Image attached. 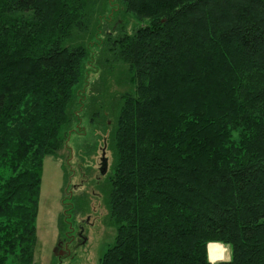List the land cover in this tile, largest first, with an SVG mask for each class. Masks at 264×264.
<instances>
[{
    "label": "trees",
    "instance_id": "trees-1",
    "mask_svg": "<svg viewBox=\"0 0 264 264\" xmlns=\"http://www.w3.org/2000/svg\"><path fill=\"white\" fill-rule=\"evenodd\" d=\"M83 104V158L113 156L99 264H214L211 242L264 264V0H0V264H34L44 158Z\"/></svg>",
    "mask_w": 264,
    "mask_h": 264
},
{
    "label": "rangeland",
    "instance_id": "rangeland-1",
    "mask_svg": "<svg viewBox=\"0 0 264 264\" xmlns=\"http://www.w3.org/2000/svg\"><path fill=\"white\" fill-rule=\"evenodd\" d=\"M93 22L89 24L90 27ZM136 25L132 17L127 18L126 31L133 33ZM108 28L105 27L106 31ZM89 32L93 38L91 44L96 64L104 35L103 31L97 30L96 24ZM88 70H85L86 83L81 88L85 103H88L92 87L99 82L102 72L93 66H88ZM171 80H164L158 89L165 91L178 88L179 79L176 82ZM109 85L111 91L124 89L118 87L113 79ZM151 100L156 101V98ZM163 103L161 101L160 106ZM153 105L157 107L159 103L154 102ZM84 112L83 104L78 113L80 121L75 123L67 144L59 154H48L44 158L34 264H99L117 235L116 227L108 219L109 212L102 188L107 186L113 156L108 149L104 152L103 141L99 140L95 154L83 158V150L93 144L100 132L95 125L84 119ZM105 155L108 162H105L107 168L104 175L102 169ZM64 209L68 218L61 228L60 216ZM223 246L226 250L225 258L212 263L230 260L231 249L228 245Z\"/></svg>",
    "mask_w": 264,
    "mask_h": 264
},
{
    "label": "bare ground",
    "instance_id": "bare-ground-1",
    "mask_svg": "<svg viewBox=\"0 0 264 264\" xmlns=\"http://www.w3.org/2000/svg\"><path fill=\"white\" fill-rule=\"evenodd\" d=\"M225 248L223 246V244L221 243H214L211 242L208 245V254H209V259L211 262H215L218 260H222L223 258H225Z\"/></svg>",
    "mask_w": 264,
    "mask_h": 264
},
{
    "label": "water",
    "instance_id": "water-1",
    "mask_svg": "<svg viewBox=\"0 0 264 264\" xmlns=\"http://www.w3.org/2000/svg\"><path fill=\"white\" fill-rule=\"evenodd\" d=\"M106 161H104V165H103V169H102V173L105 174L106 172V168H107V165L105 163Z\"/></svg>",
    "mask_w": 264,
    "mask_h": 264
},
{
    "label": "flooded vegetation",
    "instance_id": "flooded-vegetation-1",
    "mask_svg": "<svg viewBox=\"0 0 264 264\" xmlns=\"http://www.w3.org/2000/svg\"><path fill=\"white\" fill-rule=\"evenodd\" d=\"M58 251H60V249H58Z\"/></svg>",
    "mask_w": 264,
    "mask_h": 264
}]
</instances>
